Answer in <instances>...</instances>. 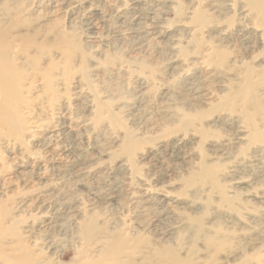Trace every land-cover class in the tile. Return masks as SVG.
<instances>
[{"label":"rangeland","instance_id":"rangeland-1","mask_svg":"<svg viewBox=\"0 0 264 264\" xmlns=\"http://www.w3.org/2000/svg\"><path fill=\"white\" fill-rule=\"evenodd\" d=\"M13 2L28 18L20 36L67 35L84 48L70 70L48 54L55 94L33 107L24 149L0 148V198H10L14 221L40 243L53 240L62 257L80 246L77 222L96 215L147 247L177 245L195 264H264V117L254 135L240 104L226 108L252 58L264 60L252 15L232 0ZM197 8L213 20L202 31L190 22ZM212 44L228 52L224 66L210 64ZM258 99L264 106V87ZM98 101L108 106L99 123ZM188 114L199 118L181 129ZM125 135L136 144L131 160L121 153ZM203 163L221 190L195 180ZM207 236L219 250L207 249Z\"/></svg>","mask_w":264,"mask_h":264},{"label":"bare ground","instance_id":"bare-ground-1","mask_svg":"<svg viewBox=\"0 0 264 264\" xmlns=\"http://www.w3.org/2000/svg\"><path fill=\"white\" fill-rule=\"evenodd\" d=\"M232 3L241 4L242 9L252 15L264 37V0H232ZM20 5L13 0H0V137H3L0 148L7 151L12 147L24 149L32 137V130L36 128V121L32 119L33 107L38 105L42 95L56 92L58 76L55 77L56 73L53 74L52 70L57 68V64L48 54L53 51L66 60L63 69H60L62 71L64 68L70 70L74 55L81 58L84 55V48L75 37L60 35L53 43H43L35 34L20 36L28 20ZM190 22L202 31L213 20L207 10L197 8ZM206 53L212 65L224 66L227 63L228 52L217 45H210ZM252 59L254 63L245 67L246 74L241 87L227 92L226 108L233 110L235 103L240 104V114L255 135L258 131L254 124L255 117H264V106L262 100L258 99V92L264 87V60L259 61L257 57ZM40 61H45L44 67ZM63 74L67 75L66 72ZM95 109V120L99 123L108 106L98 101ZM108 114L117 122L113 113ZM198 118L196 115H184L179 126L181 129L191 126ZM135 147L130 136L125 135L121 153L131 160ZM199 171L194 175L195 180L210 183L215 189L221 190L216 181V170L212 166L203 163ZM9 200L0 198V264H195L188 258L191 252L181 254L177 245H158L155 240L147 247L148 239L142 236L129 238L120 229H109L96 215L85 216L77 222L75 233L80 246L72 253L65 252L68 254L62 257L60 253L64 250L53 240L47 239L40 243L28 235L27 228H21L14 221L13 212L8 208ZM216 240L213 236L205 237L207 249L215 252L219 250ZM129 250L133 253L127 254ZM71 254L72 257L66 261ZM205 264L223 263L217 258L207 257Z\"/></svg>","mask_w":264,"mask_h":264}]
</instances>
